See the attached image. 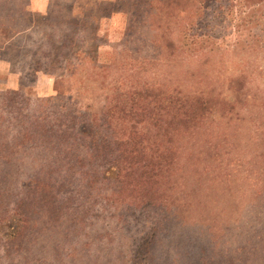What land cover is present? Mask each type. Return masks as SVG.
<instances>
[{
    "label": "rangeland",
    "instance_id": "obj_1",
    "mask_svg": "<svg viewBox=\"0 0 264 264\" xmlns=\"http://www.w3.org/2000/svg\"><path fill=\"white\" fill-rule=\"evenodd\" d=\"M53 1L0 0V264H264V0ZM65 114L120 175L24 138Z\"/></svg>",
    "mask_w": 264,
    "mask_h": 264
},
{
    "label": "trees",
    "instance_id": "obj_2",
    "mask_svg": "<svg viewBox=\"0 0 264 264\" xmlns=\"http://www.w3.org/2000/svg\"><path fill=\"white\" fill-rule=\"evenodd\" d=\"M187 36L189 35L187 34ZM187 36L185 35L184 38H186ZM182 105L183 100L181 99L177 102V107L180 106L182 108ZM204 105L205 100L203 99H195L193 101V106L191 107L192 120H195L201 115L199 111H203ZM176 110L177 112L180 111V109ZM65 116H68V119H66V121L63 115L60 118L56 117L55 120L51 121L50 123L43 122L44 118H40V120H33L28 125V128L24 129L26 130L24 131V138L27 140V142L32 143L37 148L43 149L47 153L51 154V156L53 157L52 164L60 170L71 168H85L87 170H90V165L88 163H78V158L80 157V155H83L84 157H87L90 161H92V164L94 163L93 165L96 169H102V172L99 171L98 177H95L99 182L107 180V177L103 174H109L107 171L108 166V168H112V173H114L115 176L120 175L122 170L127 166L123 161V158L122 161L118 158L120 154L112 155V151L110 148L98 149V144H94V142L86 144L84 140L85 135L88 134L90 129L86 130L83 125L77 128L79 124L78 116L75 117L74 115L69 114H65ZM76 141H78L77 144L75 143ZM157 148L160 149V147ZM162 153H164V151ZM162 153L159 151V155H161ZM148 157L152 158L151 155H149ZM119 162H121L122 168H120ZM143 164L142 167L144 168L142 169L141 174L136 173L135 177V179L139 181L142 180V178H148V176L150 175H157V168L160 172V167L162 166V164L154 163L150 159H147V163ZM92 172L97 174L98 171L94 170ZM80 173L85 177L86 183L89 182V175L81 171ZM159 176H162V174H160ZM140 184L141 182L135 185L133 188L135 190H139ZM37 185L38 183L34 182V189L37 188ZM142 185L148 187L146 183H143ZM154 187L155 185L153 186V188ZM147 203V201L144 203V208L149 206ZM13 213L16 216V219L20 220L19 218L22 216H20L18 213L15 214V210L13 211ZM22 219H25V221L29 219L27 212H25ZM150 230L151 231L145 236V239H147L144 243L146 251H148L152 247L157 246L158 244V236L154 231L155 229L151 228ZM148 245L152 246L148 248ZM146 262L151 264H166L164 262L162 263V261L158 259V256H156L155 258L153 256H149ZM168 264H175V262L171 260V262H169Z\"/></svg>",
    "mask_w": 264,
    "mask_h": 264
},
{
    "label": "crops",
    "instance_id": "obj_3",
    "mask_svg": "<svg viewBox=\"0 0 264 264\" xmlns=\"http://www.w3.org/2000/svg\"><path fill=\"white\" fill-rule=\"evenodd\" d=\"M53 0H28V4H29V10L34 11V12H37V13H40V14H44V13H49L51 8H52V5H53ZM41 27H49V25L45 24H40ZM37 32H39V29H38V26L35 25L33 27V37L36 36ZM21 32H17L15 33V35H12L10 37H5L4 41H3V44H9L12 46V49H17L19 48L20 50V44L22 43V41L20 40L22 37H18V34H20ZM16 42V40H18ZM14 47H17V48H14ZM9 49V48H8ZM23 50V49H22ZM22 50H20L22 52ZM2 57V56H0Z\"/></svg>",
    "mask_w": 264,
    "mask_h": 264
}]
</instances>
